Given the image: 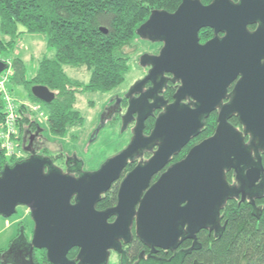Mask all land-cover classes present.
<instances>
[{"label":"water","instance_id":"water-1","mask_svg":"<svg viewBox=\"0 0 264 264\" xmlns=\"http://www.w3.org/2000/svg\"><path fill=\"white\" fill-rule=\"evenodd\" d=\"M259 5V0H240L237 5L229 0H213L209 5L199 0H181L173 13L153 11L137 28L136 36L150 43H161L162 48L157 56H140L141 65L150 69L129 92L150 81L155 87L160 86L164 75L169 74L174 82L180 83L173 103L164 107L150 135L144 136V123L158 108L157 98L130 100L122 125L125 129L129 122L125 118L136 113L130 143L96 172L67 176L52 166L49 159L35 156L4 166L0 170V217L9 219L18 207L26 208L33 231L27 244V259L16 261L7 256L12 255L15 241L22 237L26 242L21 233L11 244L10 252L0 255V262L34 264L33 250H44L49 264H108L110 252H118L121 241L131 240L133 219L136 238L152 252L174 251L184 241L195 243L196 234L201 231L219 236L225 226L220 225V212L228 201L240 197L243 202L248 198L254 206L253 195L248 191L254 189L260 170L252 169L246 176L241 173L249 163L254 141L264 147V121L259 120L264 115V97H231L222 106L225 97H215L214 92L205 88L212 84L218 62L229 63L233 56L238 68L242 60L253 55L236 41L242 36L248 38L245 24L254 20L257 12L252 13V9ZM206 28L226 31L227 36L221 42L213 40L200 45L198 34ZM229 39L234 40V48L226 53L217 51V46ZM5 69V63L0 61V73ZM239 87H243L242 82ZM30 92L46 105L55 99L54 93L43 86H33ZM149 99L153 100L151 106L147 104ZM185 99L190 103L183 104ZM145 105L146 111L141 113ZM217 109L214 134L193 146L184 159L168 166L172 157L200 134L204 121ZM231 115L238 117L244 127L242 133L227 123ZM103 122L101 119L95 133ZM244 134L252 135L251 147L244 144ZM153 148L156 150L151 157L137 163L121 180L116 206L98 212L95 206L101 195L129 164ZM231 169L236 174V186L229 185L225 177V172ZM259 191L262 195L264 184ZM111 217H115L113 223L108 222ZM194 247L193 244L170 262L150 264H183V258ZM72 249H78V254L74 261H69L67 254Z\"/></svg>","mask_w":264,"mask_h":264},{"label":"trees","instance_id":"trees-1","mask_svg":"<svg viewBox=\"0 0 264 264\" xmlns=\"http://www.w3.org/2000/svg\"><path fill=\"white\" fill-rule=\"evenodd\" d=\"M199 1L209 5L213 0ZM180 3L181 0H0V61H4L2 53H14L24 35L45 38L46 47L53 52L51 57L42 58L31 77L26 76L23 61L14 58L11 61L14 75L10 84L24 87L34 102L45 106L49 135L63 137L84 122L74 107L77 95L107 94L119 87L136 51L137 28L153 11L173 13ZM80 68H85L89 74L85 85L78 81L79 84L73 83L65 71ZM33 86L56 92L54 101L49 105L37 101L30 92ZM24 108L19 109L20 114ZM204 123L206 126L207 121ZM178 154L172 157L168 166L181 161L182 157L173 162ZM9 162L15 161H7L0 153V170ZM157 178L158 175L152 182ZM230 202L220 212L221 222L225 224L223 232L219 236L199 232L197 241L201 247L191 256L198 264H264V200L258 218L251 215L248 204ZM133 244L137 246L139 242ZM33 262L38 264V258L34 256Z\"/></svg>","mask_w":264,"mask_h":264},{"label":"flooded vegetation","instance_id":"flooded-vegetation-1","mask_svg":"<svg viewBox=\"0 0 264 264\" xmlns=\"http://www.w3.org/2000/svg\"><path fill=\"white\" fill-rule=\"evenodd\" d=\"M229 1L235 5H237L240 2V0H229ZM259 4L260 5L256 6L255 9H252V13L257 12L256 14L253 15L255 17L254 20L245 24V33L247 34L248 38L242 36V37L238 38L236 41L237 44L240 45V47H243L248 52L253 53V55L249 56L248 59L245 61L242 60L241 65L238 68H235L233 56L230 58L229 63H219L218 62L216 64V67H215L214 80L210 86H207L205 88L206 90H211L212 92H214L215 97H225L222 100V106L228 104L231 101V97H264V0H259ZM257 15H259V16H257ZM202 30L205 31L206 37L204 39H201V38H199V34H198V39H199L200 45H204L207 42L213 41V40H216L217 42H221L227 36L226 31H219V30L208 29V28L202 29ZM238 31H240V30H238ZM226 44L221 43L220 45H218L217 51L222 52V53H226V52L231 51L234 48V46H233L234 40L229 39ZM158 54L153 55V56H157ZM149 69L150 68L147 67V72H146L145 76L147 75ZM145 76H144V78H145ZM163 79H164L163 83L161 82L160 86L158 85L155 87V85H153L152 82L150 81V82H147L146 84H144L139 90H137V88H135L134 92H132V93L127 91L126 93L123 94V97H122L123 99H121V103H120V100L115 101L114 107L108 109L107 113L101 114L100 120L101 119L104 120L105 116L109 117L111 120L114 118V116H118L120 121H121V126H122L123 125V119L128 112L130 100L133 102L134 100H137L140 97H156L157 101L155 102V105L158 108L153 110L152 115H150L144 123L145 127L143 130V134H144V136H149L153 128L151 129L149 134H145L147 121L151 118L154 119V121H155L156 117L160 113L163 112L164 107L173 103V101H174L173 97L176 94L178 88L180 87V83L174 82L172 77L169 74H165ZM142 80H140V81H142ZM241 82L243 83L242 88L239 87V84ZM154 89H156V92ZM152 103H153V100L149 99L147 104H150V106H151ZM182 103L188 104V103H190V100L185 99ZM132 105L134 108V103H132ZM147 108H149V106ZM123 109H124V113H122ZM145 111H146V105H145V107L143 106V109L140 112L142 113ZM258 114H259V112H258ZM211 116H214L215 123H216L215 129L213 131V134H214L216 127L218 125L219 109L212 112L208 116V118ZM136 117H137L136 113H132L129 118H125V121H129L128 124L126 125V128H128L131 125L133 126L132 127V136H133L134 127L136 125ZM32 120H34L35 123L32 122L31 124H29L26 127V129L23 131L21 136L19 135V128H18L21 157L17 160H14L15 161L14 163L9 162V164H7L6 166H11L17 162L26 161L29 158L35 156V157H41V158L49 159L51 161L52 166H54L55 168H57L59 171L63 172L67 176L72 175V176L77 177L81 173H93L99 169L98 168L97 170H95L93 172L83 171L84 164L82 163V161H80L76 157L65 158L64 159V167L62 166V168H60V166H57L55 164L56 161H54L50 157H46V156L41 154L42 146H43V142H44L43 136H44V134L49 135L46 124H45L46 129H44L39 122L37 123L35 118H33ZM259 120L264 121V115ZM205 121H207V119ZM233 122L237 123L239 128L234 126ZM227 123L231 127H233L235 130H237L238 132L242 133L244 130V127L240 124L238 117L236 115H231L228 118ZM153 125H154V123L152 124V126ZM257 125L260 126L259 121L257 122ZM98 127H100V125H98ZM204 127H205V123H204ZM255 128H256V126H255ZM43 129L45 132L43 131ZM96 129L93 132V138L92 139H95L97 137L99 131H100V129H99L95 133ZM202 131L203 130H201V132ZM201 132L197 137H199L201 135ZM49 137H50V135H49ZM197 137H195V138H197ZM252 138H253L252 135L244 134L243 135L244 144L248 147H251L250 143L252 141ZM199 143H197V144H199ZM253 145H254V148L257 150L255 151L254 148H250L249 163L247 164V166L242 168L241 174L243 176H246L247 172L251 171L252 169H259L261 171V172L259 171L260 178L255 183L254 189L248 191L249 194L251 193L250 195H253L251 197V199H253L252 201H253L254 206L251 204V200L248 198L243 202H241L240 197L238 199H234V200L237 201L238 203L248 204L250 209H251V215L254 216L255 218H258L261 215L262 207H263L262 201L264 200V191L262 192V195H261V192L259 191V186L261 184H264V147H259L256 141H254ZM155 150H156V148H153L149 152H144V154H148L151 156ZM0 153H2V151H0ZM144 154H143V156H144ZM258 158H259V161H258ZM144 161H146V160H144ZM134 162H136V163L135 164L133 163L134 164L133 167H135V165L137 163H139L140 161L137 159ZM127 167L123 170V172L121 173L118 180L115 181L110 186V189L108 191H106L103 195H101L99 202L95 206V208L98 212H103V211H106L108 209H112L116 206L117 193H118L120 182L124 178L126 173L129 172V171L125 172ZM229 176L232 177L231 183L228 180ZM225 177H226V180H227L229 185H233V186L237 185L236 174H235L234 170L231 169V170L225 172ZM109 191H111L110 193H111V196H113V198H111V200L109 202L107 201V202L102 203V200L105 198V196L107 195V193ZM255 196H257V197L254 198ZM106 203H109V204L105 206L104 204H106ZM254 210H257V212L255 213ZM114 220H115V217H111L108 220V222L113 223ZM220 225L223 226L224 223L220 222ZM131 229H132L131 240L128 243L121 241L120 250L118 252L111 251L109 259H110L111 255L113 254V255L117 256L118 264H150L151 261L170 262V261L174 260L177 256H179L181 254V252H184V251H187L188 249H191L193 247V244H194V246H196V247H194L193 250L189 254L185 255V257L183 258V264H196L195 260L191 256V254H193L194 252L196 253V250L200 249V247H201L199 242L197 241V235H200L199 233L196 234V242L197 243L196 242L194 243L192 240H187V241L182 242L179 245V247L174 251L156 250V252H152V249L150 247L141 243L136 238V236H135V219H133ZM202 232L209 233L208 231H202ZM209 234L215 235L214 232H211ZM23 235L25 237L26 242H24L22 237L18 241H15L20 236V233H18L16 238L13 240L16 242V243L14 242L15 244L12 248L13 253H12V255L11 254L7 255L9 257V259L13 258L16 261H21V260L23 261L22 257L26 258V255L28 253L27 244L30 242L31 238H29L26 235L24 229H23ZM31 237H32V234H31ZM13 241H11L10 244H12ZM136 241L139 242V244H137V246H136V244H133V242H136ZM37 251L42 252V255L38 257V264H49L47 259H46V252L44 250H33L32 256L34 257ZM137 252H138V254L135 255V253H137ZM72 253H73V255H72ZM77 254H78V249L70 250L67 254L68 260L74 261ZM43 258H44V261H43ZM108 263H109V260H108Z\"/></svg>","mask_w":264,"mask_h":264},{"label":"rangeland","instance_id":"rangeland-1","mask_svg":"<svg viewBox=\"0 0 264 264\" xmlns=\"http://www.w3.org/2000/svg\"><path fill=\"white\" fill-rule=\"evenodd\" d=\"M205 37V31H200L199 38L204 39ZM20 41L21 42L15 46L14 53L8 54L7 52H4L2 53L1 58L8 60L9 62H11L14 58H21L23 62H25L24 64L27 69L26 76L31 77L34 74V70L39 61L42 60L43 57L51 56L53 52L49 51L46 47L45 38L43 36L24 35ZM137 43L136 51L132 54L128 63L129 69L125 75L123 83L107 94L95 92L78 94L74 107L81 113V116L84 119L82 126L78 128L74 127L67 132L65 136L59 138L53 136L49 137V135L44 134V142L41 151L42 155L52 158L56 161L55 164L60 166V168H62V166L64 167L65 158L76 157L84 164L83 171L93 172L107 160L116 156L127 147L132 137L133 126L131 125L128 128L123 129L118 116H114L112 120L105 116L103 126L97 137L95 139L92 138L94 130L98 127V125H100L101 114L107 113L108 109L113 108L115 101L120 100L121 103L123 94L127 91L129 92L134 85L144 78L147 68H144L141 65L139 60L140 56L146 54L156 55L162 47L161 43H150L143 39H139ZM65 71L67 75L74 80L73 83H82L84 85L88 83L89 74L86 72L85 68H80L79 70L67 69ZM8 87L13 92V95L18 97L20 102H24L29 105L31 110L35 107L38 108L36 111L32 110V113H30L29 110L27 112L24 110L21 111L22 113L19 115L17 123L19 135L21 136L29 123H32L30 116L40 122H43L40 124L44 129H46L44 125L46 117L45 106L38 102H34L31 97H29L28 92L24 87H14L11 84H9ZM54 95H56V92H54ZM122 113H124V109L122 110ZM153 123L154 119L152 118L147 121L146 124L148 126H146L145 134H149L153 128ZM233 124L239 128L237 123L233 122ZM215 125L214 116L207 118V124L201 135L193 140L182 153L178 154L173 162H175L176 159L180 160L181 157L182 160L185 156V152L188 151L192 145L198 143L205 136L213 134ZM150 157V155L144 154V156L138 158V160L144 161ZM134 164L129 165L125 172L130 171ZM228 180L231 183L232 177L229 176ZM110 192L111 191L107 193L105 198L102 200V203L107 201L109 202L111 198H113ZM108 204L109 203H106L104 205L106 206ZM230 204L231 202L228 201V205ZM23 229L25 230L26 235L31 238L33 223L30 218L29 211L26 208L18 207L16 214L9 219L0 217V253H2V256L10 252V242L16 238L18 233H23ZM41 255L42 252L37 251L35 257L38 258ZM108 264H118L117 256L112 254Z\"/></svg>","mask_w":264,"mask_h":264},{"label":"built area","instance_id":"built-area-1","mask_svg":"<svg viewBox=\"0 0 264 264\" xmlns=\"http://www.w3.org/2000/svg\"><path fill=\"white\" fill-rule=\"evenodd\" d=\"M6 65V69L0 73V101L2 103V117L0 119V151L7 161L17 160L21 157L20 142L18 135V119L20 115L19 109L30 113L38 110L37 107L31 110L30 106L13 95L9 89L10 81L14 75V70L11 62L8 60L2 61ZM28 115V113H27ZM43 117V116H42ZM37 123H43L35 119ZM46 124V117L44 125Z\"/></svg>","mask_w":264,"mask_h":264},{"label":"crops","instance_id":"crops-1","mask_svg":"<svg viewBox=\"0 0 264 264\" xmlns=\"http://www.w3.org/2000/svg\"><path fill=\"white\" fill-rule=\"evenodd\" d=\"M49 57H51V56H49ZM44 58V57H43ZM21 59V58H20ZM22 60V59H21ZM23 61V60H22ZM41 61V60H40ZM39 61V62H40ZM23 63H25V62H23ZM25 65V64H24ZM38 65V64H37ZM37 65H36V68H35V70H34V73H35V71H36V69H37ZM34 75V74H33Z\"/></svg>","mask_w":264,"mask_h":264}]
</instances>
